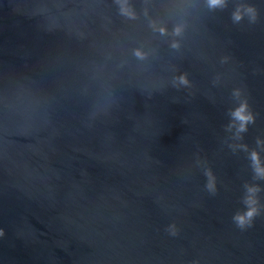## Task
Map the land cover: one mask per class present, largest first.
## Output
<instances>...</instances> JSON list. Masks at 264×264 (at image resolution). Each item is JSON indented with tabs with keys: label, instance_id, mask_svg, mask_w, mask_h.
Here are the masks:
<instances>
[{
	"label": "water",
	"instance_id": "water-1",
	"mask_svg": "<svg viewBox=\"0 0 264 264\" xmlns=\"http://www.w3.org/2000/svg\"><path fill=\"white\" fill-rule=\"evenodd\" d=\"M253 150L264 0H0V264H264Z\"/></svg>",
	"mask_w": 264,
	"mask_h": 264
},
{
	"label": "clouds",
	"instance_id": "clouds-1",
	"mask_svg": "<svg viewBox=\"0 0 264 264\" xmlns=\"http://www.w3.org/2000/svg\"><path fill=\"white\" fill-rule=\"evenodd\" d=\"M225 3H226V0H208L209 7H213V8L221 7ZM121 11L128 15L132 14L130 10L125 6H122ZM245 12L249 13L251 18L253 19L255 18V10L249 6V7L244 8L243 11H241V8L238 7L236 11H234L233 13V19L236 21L240 20ZM160 31L163 32L164 29L161 28ZM177 31H179V29H177ZM137 54L139 55V53ZM179 81L180 83H187L186 78L184 76L179 77ZM234 94L239 96L240 95L239 90H236ZM231 116H232V124H236L237 132L244 131L246 129L247 124L251 122L253 119L252 113L248 110L246 101H241V103L235 109L232 110ZM232 124H230L229 127H232ZM250 157L253 161L254 170H255L256 175L264 177V164L261 163L259 153L253 150L250 153ZM209 177L210 178H209L208 187L209 189H214V182L210 174H209ZM258 191H259V188L256 185H251V186H248L247 188L248 195L246 196L245 202L249 205V207L245 212L238 213L234 217V219L241 226H243L246 222H248L257 211L255 207V203H256L255 193Z\"/></svg>",
	"mask_w": 264,
	"mask_h": 264
}]
</instances>
